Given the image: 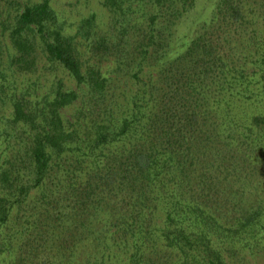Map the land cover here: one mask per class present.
<instances>
[{"label": "trees", "instance_id": "obj_1", "mask_svg": "<svg viewBox=\"0 0 264 264\" xmlns=\"http://www.w3.org/2000/svg\"><path fill=\"white\" fill-rule=\"evenodd\" d=\"M103 4L116 30L72 34L51 0H0V264H233L264 229V0H215L177 48L197 0ZM104 62L149 71L122 99Z\"/></svg>", "mask_w": 264, "mask_h": 264}, {"label": "rangeland", "instance_id": "obj_2", "mask_svg": "<svg viewBox=\"0 0 264 264\" xmlns=\"http://www.w3.org/2000/svg\"><path fill=\"white\" fill-rule=\"evenodd\" d=\"M39 0H18L20 5H26ZM215 0H197V4L182 21V24L176 29L177 47L182 44V40L186 34L193 35V32L198 28L199 24L204 20H209L214 7ZM133 6L125 7L129 10L128 18L134 24L145 27L149 14L154 10V7L148 3L143 5L139 10L141 4L137 1H132ZM51 4L58 13L59 17L65 22L67 26V33H75L77 24L79 21L92 13L97 15L98 24L102 31L112 32L116 30L114 14L112 11L103 4V0H51ZM123 19V18H121ZM120 19V20H121ZM109 70V75H112L117 80V86H119L118 92L123 99L126 95L131 94L132 89H136L138 84H141V79L148 73L149 68L144 67L139 74L138 79L133 75H127L125 72L121 73L120 70L114 69L112 62H104V70ZM113 70H117L114 72ZM56 73H52L55 77L64 79L67 86L75 87V82L69 79L66 73L61 68L54 70ZM47 81H43V85L46 86ZM263 96H261L262 98ZM264 178L263 175H260ZM259 179L255 175L252 180L251 177L246 185L245 196L250 200V203L255 205H264V179ZM264 221V218H263ZM260 228L256 238L250 240V245L244 247H233L227 255L232 259L233 264H264V229Z\"/></svg>", "mask_w": 264, "mask_h": 264}]
</instances>
